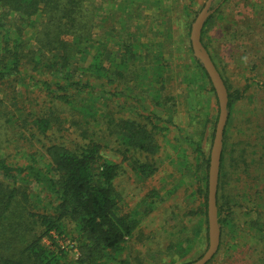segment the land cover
Returning a JSON list of instances; mask_svg holds the SVG:
<instances>
[{
	"label": "rangeland",
	"instance_id": "374dc122",
	"mask_svg": "<svg viewBox=\"0 0 264 264\" xmlns=\"http://www.w3.org/2000/svg\"><path fill=\"white\" fill-rule=\"evenodd\" d=\"M92 1L86 5L97 25L95 45L106 50L105 57H111L106 59V67L111 69L110 63L119 62L124 51L122 40L128 38L140 46L154 45V54L162 52V61L168 65L163 66L164 88L160 95L152 89V66L141 67L140 63L133 71L124 70L121 77L114 76L116 82L112 85L103 80L106 93L96 100L103 115L109 113L115 122L130 121L147 127L156 154L149 156L134 149L127 152L121 141L109 135L105 118L101 120L103 125L89 126L80 115L54 105L39 90L27 91L19 84L5 83L0 85V102L7 111L20 108L49 117L57 111L54 114L61 124L54 123L52 130L42 136L32 128L25 132L20 122L8 124L6 118H0V157L22 164V153L30 152L43 163L50 145L79 151L92 140L97 141L103 147V157L120 166L114 183L120 196L119 215L138 220L119 259L130 264H190L208 248V225L204 215L199 214L204 202L198 184L179 153L186 148V135L196 136L203 152L201 158L205 162L210 159L219 114L215 93L207 81L190 72L197 73L193 52H189L191 26L207 0ZM211 9L214 12L203 32V42L230 93L239 91L241 97H234L228 115L220 187L221 201H233L231 221L237 232L230 233L226 228L209 264H264V249L250 228L251 221L264 217V0H214ZM141 53L143 64L147 63V52ZM111 70L115 72L114 67ZM138 76L143 77L141 85ZM124 82L128 85L125 88ZM129 89L132 97L140 95L145 100L142 106L158 116L156 132L145 118L146 111L128 97ZM169 99L173 100V109ZM192 149L184 152L185 156L192 154L191 161L195 158ZM135 163L153 165L154 174L141 179L134 170ZM29 194V203L36 212L46 209L51 213L57 204L47 206V199L35 188ZM64 231V240L59 241L67 252L63 262L73 264L79 255V233L71 220L64 221Z\"/></svg>",
	"mask_w": 264,
	"mask_h": 264
},
{
	"label": "trees",
	"instance_id": "16d2710c",
	"mask_svg": "<svg viewBox=\"0 0 264 264\" xmlns=\"http://www.w3.org/2000/svg\"><path fill=\"white\" fill-rule=\"evenodd\" d=\"M91 3L92 0H0V85L14 83L27 91L39 90L54 105L80 115L82 121L89 126L103 125L101 120L105 118L107 129L111 131L109 135L121 141L127 152L134 149L154 156L157 149L147 127L130 121L115 122L109 113L103 115L96 100L98 96L106 93L103 80L112 85L116 82L114 76L121 77L124 70L133 71V67L140 63L141 67L145 64L152 66L155 83L152 89L155 88L160 95L164 88L161 75L163 66L168 65L162 61V52L154 54V45L140 46L128 38L122 40L124 51L119 62L110 63L111 69L115 68L112 73L105 66L106 59L110 60L111 57H105L106 50L95 45L94 31L97 25L93 21V12L86 5ZM211 17L212 15L208 18L203 32ZM204 46L208 50V46ZM143 50L149 57L144 64L141 53ZM191 50L189 48L190 53ZM191 58L194 70H197V73L190 71L191 74L206 80L211 91L215 93L203 66L198 60ZM137 80L141 85L143 77L138 76ZM223 80L228 90L230 112L234 97L240 99L241 92L230 93L226 80ZM122 85L125 88L127 84L124 82ZM111 94L115 96L114 91ZM131 94L129 89L128 97L146 111L145 118L156 132L158 116L154 110L142 106L145 100L140 95L132 97ZM169 101L173 109V100ZM54 113L53 117H49L20 108L7 111V107L0 102V116L3 115L0 118H6L8 124L20 122V126L26 129L25 132L32 128L42 136L52 130L54 123L61 124V119ZM226 129L217 193L220 245L226 228L230 233L236 231V226L231 221L230 205L233 201H221L220 195L221 178L224 175ZM195 137L186 135L183 142L186 148L182 149L187 152L193 148L194 160L191 161L192 154H179L184 158V164L191 168L198 184V192L204 202L199 214L204 215L207 223L209 158L206 162L203 161L201 144ZM102 148L95 140L81 147L79 151L53 144L46 148V159L43 163L35 153L30 152L22 153V164L8 162L0 157V264H64L67 252L59 241L64 240L65 220H71L79 233V255L73 264H130L119 257L127 240L137 229L138 220L119 215L120 196L114 183L120 166L105 159ZM133 167L141 179L148 178L155 172V167L148 163H135ZM204 167L205 171L202 172ZM31 188L44 195L47 206L57 203L52 207L51 213L46 209L43 212L32 209L29 203ZM200 228L201 224L197 229L199 232ZM250 228L254 232V239L264 249V217L259 216L251 221Z\"/></svg>",
	"mask_w": 264,
	"mask_h": 264
},
{
	"label": "water",
	"instance_id": "95a60500",
	"mask_svg": "<svg viewBox=\"0 0 264 264\" xmlns=\"http://www.w3.org/2000/svg\"><path fill=\"white\" fill-rule=\"evenodd\" d=\"M214 0H207L200 13L195 18L190 31V43L193 56L203 66L214 88L218 102L219 114L209 159L207 224L208 248L196 261L190 264H208L217 254L221 242V227L218 218L217 193L219 186L221 158L223 152L224 132L228 122V90L225 82L213 62L208 50L202 42V32L208 18L213 14Z\"/></svg>",
	"mask_w": 264,
	"mask_h": 264
}]
</instances>
